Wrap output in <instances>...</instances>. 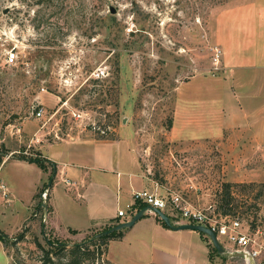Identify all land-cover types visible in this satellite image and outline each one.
Here are the masks:
<instances>
[{
  "label": "rangeland",
  "instance_id": "374dc122",
  "mask_svg": "<svg viewBox=\"0 0 264 264\" xmlns=\"http://www.w3.org/2000/svg\"><path fill=\"white\" fill-rule=\"evenodd\" d=\"M107 1L0 0V156L15 150L17 156L46 158L49 149L41 144L61 138L118 140L120 157L132 159L128 146L134 151L144 187L167 201L165 212L175 224L187 222L174 209L179 196L182 205L208 217H238L264 229V136H257L262 123L224 122L237 109L264 111V86L247 90L248 100L238 95L217 40L219 17L241 0ZM216 45L223 50L217 66ZM11 49L17 54L13 64L6 62ZM251 94L259 96L251 100ZM23 171L30 190L15 199V209L0 204V230L10 234L5 249L11 257L0 241V264L68 263L67 254L45 260L37 244L48 248L44 232L52 242L72 245L121 223L115 219L68 237L44 227L41 193L51 180L35 166ZM42 180L47 183L33 197ZM128 203L123 198L120 207L130 213ZM142 219L121 231L150 245L115 244L112 252L121 264L154 263L165 247L180 264L227 263L205 233L171 229L159 240ZM117 237L91 247L96 258L89 251L83 264H111L109 243Z\"/></svg>",
  "mask_w": 264,
  "mask_h": 264
},
{
  "label": "crops",
  "instance_id": "0c3cea01",
  "mask_svg": "<svg viewBox=\"0 0 264 264\" xmlns=\"http://www.w3.org/2000/svg\"><path fill=\"white\" fill-rule=\"evenodd\" d=\"M218 20L217 40L224 49L225 65L235 77V85L239 88V90L237 89L238 95H242L244 100H248L249 98L245 96L247 90H259L264 86V83L257 82L259 78L264 80V76L259 77L264 72V0H241L225 10ZM246 81H248L247 84ZM258 96L251 94V100L254 97L257 99ZM259 104L263 106L264 102ZM260 105L258 111H261ZM243 110L237 109L238 113L227 117L224 122L262 123L260 126L258 125L257 129L260 133L257 136H264V111L263 113H254ZM119 142L121 141L93 137L80 140L61 138L54 142H44L41 145H44L42 148L49 149V153L45 157L54 163L55 175L52 174L51 166L45 170L35 162L14 155L12 152L15 150L2 154L0 156V178L7 184L11 198L4 197L0 192V204H7L5 206L15 209V199L21 197V193L26 191V187L28 191L30 190L29 183L27 185L28 178L23 170L35 166L43 171L45 179L51 180L54 175L49 188L45 187L49 189L50 195L49 202L46 203L44 227H51L58 234L68 237L73 231L83 235L115 219H121V222L126 221V218L117 216L120 200L125 198L129 203H132L133 191L145 187L140 178V166L134 151L128 146V151L133 155L132 159L121 158L117 151ZM61 144L69 146L65 145L63 149L51 151L52 146ZM124 161L131 162V165L129 163L126 165ZM9 162L13 164V171L8 175H2V169ZM127 167H130L128 168L130 170ZM127 175L128 177H126ZM67 179L75 182V185L67 184ZM46 183L45 180L37 183L33 197L37 195V189ZM33 201L34 198L30 201L32 207ZM142 218V227L148 225L151 235L155 234L158 239L162 235L167 239V236L171 234L172 228L166 227L154 212L147 211ZM129 232L123 233L122 237L111 240L109 243L107 258L111 264H121L112 252V246L115 244L131 246L132 243L134 245L139 242H147L143 236L133 237V235H129ZM164 242L167 244L166 240ZM147 243L150 245L149 242ZM3 248L8 258L11 259L4 243ZM164 249L158 254L156 253L152 262L155 264H180L177 256L166 251L167 247Z\"/></svg>",
  "mask_w": 264,
  "mask_h": 264
},
{
  "label": "built area",
  "instance_id": "2783aa9c",
  "mask_svg": "<svg viewBox=\"0 0 264 264\" xmlns=\"http://www.w3.org/2000/svg\"><path fill=\"white\" fill-rule=\"evenodd\" d=\"M223 50L220 46L214 47V64L217 66L221 62ZM17 60V54L14 49L7 52L6 62L13 64ZM44 113V108L39 107L36 115L41 117ZM69 185H75V182L66 180ZM0 189L4 197H8L9 188L7 184L0 178ZM49 189L45 188L41 193V199L46 203ZM133 202L128 203L127 207L130 213L122 207H119L117 216L123 217L132 216L133 205L136 201H143L148 205L166 210L168 207L167 201L161 197L156 191L149 189H139L133 191ZM174 209L185 221L191 223L203 224L210 227L217 234L218 239L222 243L221 236L224 237L226 243H222L226 248L225 255L227 256L226 264H264V229L251 225H245L240 218H231L227 215L224 217H208L202 210L182 205L181 198L174 196ZM126 218V219H127Z\"/></svg>",
  "mask_w": 264,
  "mask_h": 264
},
{
  "label": "trees",
  "instance_id": "16d2710c",
  "mask_svg": "<svg viewBox=\"0 0 264 264\" xmlns=\"http://www.w3.org/2000/svg\"><path fill=\"white\" fill-rule=\"evenodd\" d=\"M97 2H101L104 3L107 0H96ZM108 2V1H107ZM133 4H138L136 0H132L131 1ZM106 17H102V19L104 20ZM99 139H104L107 137H98ZM20 158L23 159H27L30 160L31 162H35L37 163L40 167H42L45 170H48V167L51 166L52 167V173L54 174L56 172V168L53 162H51L50 160H48L47 158H39V157H33V156H29V155H19ZM42 207H44L45 205L42 203L41 204ZM148 204L143 202V201H136L135 204L133 205V212L132 214L134 215L136 212H138L140 209H142L143 207L147 206ZM225 214H227V211H224ZM171 217V216H170ZM158 219L166 226L169 227L164 220H162L159 216ZM120 221L118 220L116 224H118ZM112 226H114L113 224L110 225L109 227H107L105 230L111 228ZM251 227L254 229L256 228L255 223L251 224ZM171 228V227H170ZM103 231V230H102ZM76 233V231H73ZM44 236H45V240L46 243L48 245V248L42 247L43 245L40 243V241H37V244L41 247V249L44 251L45 253V260L47 259L50 262H53V256L57 257V258H62L63 254H67L70 260L68 263H60V264H83L85 258H86V254L90 251L92 252V255L95 256L96 258V251L95 249L91 251V247H97L99 246V243L103 242L106 243L109 239H111L112 237L118 236L117 238H120L123 236V232L121 230L119 231H113L107 235H104L98 239H95L94 241H92L90 244H82V243H75V244H68L65 242H52L50 241L47 237H46V232H44ZM0 240L4 243L5 248L7 249V244H8V234H6L5 232L0 230ZM98 251V250H97ZM214 252H216L217 255L221 256V257H225L227 258V256L225 254H220L218 252V250L214 247ZM212 258V255H211ZM96 264V263H95ZM150 264H154V263H150Z\"/></svg>",
  "mask_w": 264,
  "mask_h": 264
},
{
  "label": "water",
  "instance_id": "95a60500",
  "mask_svg": "<svg viewBox=\"0 0 264 264\" xmlns=\"http://www.w3.org/2000/svg\"><path fill=\"white\" fill-rule=\"evenodd\" d=\"M110 11L113 14L116 13V9L114 7H111ZM55 173H54V175H55ZM54 175H52V179H53ZM52 179H51V182H52ZM44 205L46 206V203ZM147 211H152L155 214H157L172 229H175V230L193 229V230H199V231L205 233L206 235L209 236V238L211 239L213 245L215 246V248L218 250V252L220 254H225L226 253L225 246L218 239L216 232L214 230H212L210 227H208L206 225H203V224L191 223V222L175 224L172 221L170 215L167 214L164 210L159 209L157 207H153L151 205H147V206L143 207L138 212H136L134 215H132L128 220L122 221L121 223L116 224V225L112 226L111 228H109L107 230H103V231H100V232L96 233L90 239L83 241L82 244H90L95 239H98V238H100V237H102L104 235H107V234H109V233H111L113 231H119V230H121L123 228L133 226L139 219H141L144 216V214Z\"/></svg>",
  "mask_w": 264,
  "mask_h": 264
}]
</instances>
